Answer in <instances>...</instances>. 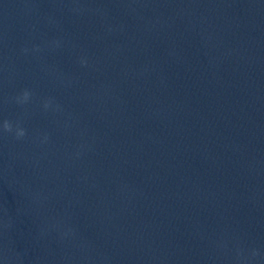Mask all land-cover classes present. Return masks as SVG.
Masks as SVG:
<instances>
[{"label":"clouds","instance_id":"obj_1","mask_svg":"<svg viewBox=\"0 0 264 264\" xmlns=\"http://www.w3.org/2000/svg\"><path fill=\"white\" fill-rule=\"evenodd\" d=\"M29 93L27 91L24 92L23 94V99L26 101L29 97ZM13 128H12V124L5 120L3 122V131L5 132H12ZM25 135V130L23 128H18L17 131H16V136L17 138H20V137H23Z\"/></svg>","mask_w":264,"mask_h":264}]
</instances>
